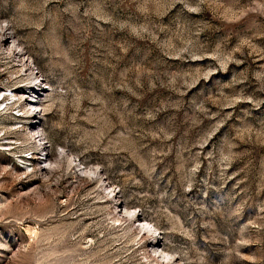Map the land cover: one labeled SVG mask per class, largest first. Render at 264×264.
Returning a JSON list of instances; mask_svg holds the SVG:
<instances>
[{
	"label": "rangeland",
	"instance_id": "obj_1",
	"mask_svg": "<svg viewBox=\"0 0 264 264\" xmlns=\"http://www.w3.org/2000/svg\"><path fill=\"white\" fill-rule=\"evenodd\" d=\"M0 264H264V0H0Z\"/></svg>",
	"mask_w": 264,
	"mask_h": 264
},
{
	"label": "built area",
	"instance_id": "obj_2",
	"mask_svg": "<svg viewBox=\"0 0 264 264\" xmlns=\"http://www.w3.org/2000/svg\"><path fill=\"white\" fill-rule=\"evenodd\" d=\"M8 47H5L6 49ZM2 49L1 53L4 55H11L13 57V53L15 55L20 56L22 53H19L18 48L13 51V48L11 49L12 52L9 53V51H6ZM13 66L11 71H5L4 77L6 80V83L4 86L2 85V90H4V95H1V100L4 101L7 97L14 98V101L19 103H25L26 107L23 111V109L18 108V113L16 115V118H22L23 113L27 112L32 118L36 117L35 115L39 112L37 110V104L39 102H36V99L40 100L42 93L48 88V83L44 76L42 75L39 67L33 62L32 59L28 57H17V59L14 58L12 64L9 66V68ZM26 96V97H21ZM22 112V113H21ZM38 124V123H37ZM38 127V125L36 126ZM37 136V132H34ZM36 139H39V141H42V136H37ZM45 147V146H44Z\"/></svg>",
	"mask_w": 264,
	"mask_h": 264
},
{
	"label": "bare ground",
	"instance_id": "obj_3",
	"mask_svg": "<svg viewBox=\"0 0 264 264\" xmlns=\"http://www.w3.org/2000/svg\"><path fill=\"white\" fill-rule=\"evenodd\" d=\"M6 41H8L9 40V37H6ZM11 39V38H10ZM14 51V50H13ZM21 53V52H20ZM44 97V96H43ZM38 102V101H37ZM38 110H40V109H38ZM37 132V131H36ZM39 134V133H38ZM39 135H41V134H39ZM38 136V135H37ZM39 140H37V142H38ZM42 142H43V140H42ZM41 142V143H42ZM39 143V142H38ZM84 173V172H83ZM113 195V194H112ZM125 208V207H124ZM127 213H128V216L130 215V213H129V211H127ZM141 226V225H140ZM143 228H144V226H142Z\"/></svg>",
	"mask_w": 264,
	"mask_h": 264
}]
</instances>
